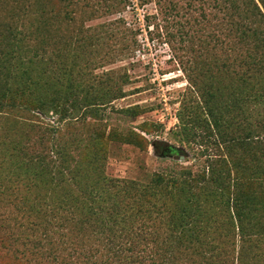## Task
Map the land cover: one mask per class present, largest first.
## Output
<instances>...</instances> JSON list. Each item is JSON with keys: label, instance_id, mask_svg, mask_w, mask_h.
<instances>
[{"label": "rangeland", "instance_id": "1", "mask_svg": "<svg viewBox=\"0 0 264 264\" xmlns=\"http://www.w3.org/2000/svg\"><path fill=\"white\" fill-rule=\"evenodd\" d=\"M39 1L0 0V60L10 71L7 95L17 102L24 82L40 80L37 100L62 101L68 112L62 119L53 113L34 118H20L16 111L0 114V224L5 228L0 230V264H45L35 260L32 246L17 245V236L25 232L17 227V198L34 189L18 183L10 162L11 153L17 154L13 149L34 146L37 153L44 144L46 152L56 140L69 170L84 161L90 181L105 177L147 184L155 174H181L182 169L195 177L221 152L210 144L205 151L178 136L177 111L183 95L190 94V79L224 87L226 103L235 97L243 101L247 90L264 91L263 74L248 84L238 80L235 74L243 73L239 60L234 71L224 69L229 53L213 47L207 37L212 29L200 31L197 14H186V0H123L119 10L117 0ZM244 135L238 131L239 143ZM166 145L182 153L161 154ZM235 153L248 161L243 148ZM39 241L44 253L48 247ZM92 243L85 240L87 246ZM69 256L71 264H85Z\"/></svg>", "mask_w": 264, "mask_h": 264}, {"label": "trees", "instance_id": "2", "mask_svg": "<svg viewBox=\"0 0 264 264\" xmlns=\"http://www.w3.org/2000/svg\"><path fill=\"white\" fill-rule=\"evenodd\" d=\"M122 3L117 0L114 7L119 10ZM185 11L197 14L200 31L212 29L207 37L214 48H226V71H234L239 60V81L248 84L262 74L264 81V0H186ZM6 62L0 60V114L64 118V102L37 100L40 80L24 82L17 102L8 96ZM190 82V94L183 95L177 111L178 136L205 151L210 144L221 152L217 159L205 161L195 177L182 169L155 174L147 184L105 177L90 181L84 161L69 170L56 140L46 152L44 144L37 153L34 146L17 147L10 161L17 181L34 189L17 198V227L25 231L17 245L32 246L35 260L45 264H71L70 254L85 264H264V91L247 90L243 101L235 97L226 103L224 87L201 86L194 77ZM238 131L245 134L240 143ZM151 144L155 148L157 142ZM238 146L248 161L237 157ZM36 238L48 247L44 253ZM87 238L92 245L85 244Z\"/></svg>", "mask_w": 264, "mask_h": 264}, {"label": "flooded vegetation", "instance_id": "3", "mask_svg": "<svg viewBox=\"0 0 264 264\" xmlns=\"http://www.w3.org/2000/svg\"><path fill=\"white\" fill-rule=\"evenodd\" d=\"M171 148H172V146H170V145L164 146V148H163L164 154L165 155H169V156H172L173 154H176L174 152V150H172Z\"/></svg>", "mask_w": 264, "mask_h": 264}, {"label": "water", "instance_id": "4", "mask_svg": "<svg viewBox=\"0 0 264 264\" xmlns=\"http://www.w3.org/2000/svg\"><path fill=\"white\" fill-rule=\"evenodd\" d=\"M154 147V146H153ZM172 150H174V152L176 153V154H181L182 153V149H179V148H174V147H172L171 148Z\"/></svg>", "mask_w": 264, "mask_h": 264}]
</instances>
